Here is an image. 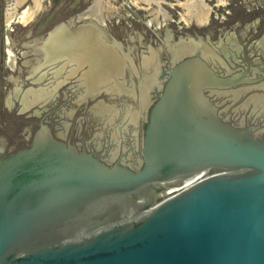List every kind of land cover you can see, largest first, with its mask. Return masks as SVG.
Wrapping results in <instances>:
<instances>
[{
  "label": "water",
  "instance_id": "1",
  "mask_svg": "<svg viewBox=\"0 0 264 264\" xmlns=\"http://www.w3.org/2000/svg\"><path fill=\"white\" fill-rule=\"evenodd\" d=\"M216 80L197 59L174 67L136 171L48 129L1 157L0 264H264V137L217 117Z\"/></svg>",
  "mask_w": 264,
  "mask_h": 264
},
{
  "label": "flooded vegetation",
  "instance_id": "2",
  "mask_svg": "<svg viewBox=\"0 0 264 264\" xmlns=\"http://www.w3.org/2000/svg\"><path fill=\"white\" fill-rule=\"evenodd\" d=\"M151 1L0 0V158L48 129L136 171L151 108L187 59L217 79L203 88L217 117L264 137V0H202L197 21Z\"/></svg>",
  "mask_w": 264,
  "mask_h": 264
},
{
  "label": "rangeland",
  "instance_id": "3",
  "mask_svg": "<svg viewBox=\"0 0 264 264\" xmlns=\"http://www.w3.org/2000/svg\"><path fill=\"white\" fill-rule=\"evenodd\" d=\"M167 1L172 2V0ZM175 1L179 5V8L177 6H174L175 10L180 12V17L183 16L186 19L195 18V21H197L200 16H203L211 11V7H208L201 0H195L196 3H194V5H191L192 7L186 4L187 0Z\"/></svg>",
  "mask_w": 264,
  "mask_h": 264
},
{
  "label": "built area",
  "instance_id": "4",
  "mask_svg": "<svg viewBox=\"0 0 264 264\" xmlns=\"http://www.w3.org/2000/svg\"><path fill=\"white\" fill-rule=\"evenodd\" d=\"M198 177H200V174L195 175V176H193V177L187 179L188 181H187V180L183 181L180 185L175 186V187L169 189L168 191H170V190H177V189H180V188L184 187L185 185H187L188 183H190L191 181L195 180V179L198 178Z\"/></svg>",
  "mask_w": 264,
  "mask_h": 264
},
{
  "label": "bare ground",
  "instance_id": "5",
  "mask_svg": "<svg viewBox=\"0 0 264 264\" xmlns=\"http://www.w3.org/2000/svg\"><path fill=\"white\" fill-rule=\"evenodd\" d=\"M132 1H134V2H139V1H144V2H146V3H150V2H152L151 0H132ZM202 1V0H201ZM156 2L157 3H159V1L158 0H156ZM194 3H196L195 2V0H187V5H189V6H191V5H194ZM192 7V6H191ZM188 181V180H187ZM170 191H172V190H170Z\"/></svg>",
  "mask_w": 264,
  "mask_h": 264
}]
</instances>
